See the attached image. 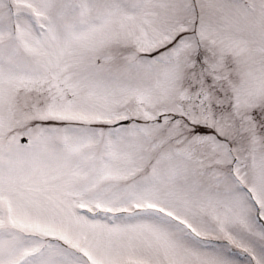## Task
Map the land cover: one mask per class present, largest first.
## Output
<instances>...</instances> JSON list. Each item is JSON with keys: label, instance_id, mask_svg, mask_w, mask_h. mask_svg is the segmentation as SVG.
I'll list each match as a JSON object with an SVG mask.
<instances>
[{"label": "snow or ice", "instance_id": "6c2138e0", "mask_svg": "<svg viewBox=\"0 0 264 264\" xmlns=\"http://www.w3.org/2000/svg\"><path fill=\"white\" fill-rule=\"evenodd\" d=\"M0 264H264V0H0Z\"/></svg>", "mask_w": 264, "mask_h": 264}]
</instances>
